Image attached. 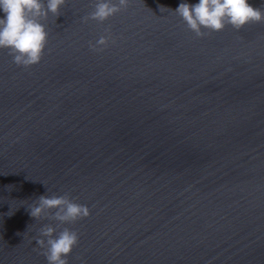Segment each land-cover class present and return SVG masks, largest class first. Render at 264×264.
<instances>
[{
    "label": "water",
    "instance_id": "obj_1",
    "mask_svg": "<svg viewBox=\"0 0 264 264\" xmlns=\"http://www.w3.org/2000/svg\"><path fill=\"white\" fill-rule=\"evenodd\" d=\"M181 2L66 0L39 63L0 49V264H48L45 226L67 264H264V21L198 36ZM65 194L90 215L30 216Z\"/></svg>",
    "mask_w": 264,
    "mask_h": 264
},
{
    "label": "clouds",
    "instance_id": "obj_2",
    "mask_svg": "<svg viewBox=\"0 0 264 264\" xmlns=\"http://www.w3.org/2000/svg\"><path fill=\"white\" fill-rule=\"evenodd\" d=\"M66 0H0V49H9L14 63L25 67L40 62L47 44L48 33L42 22L49 13L59 15ZM126 0H97L90 18L101 21L108 19L125 6ZM198 36L202 29L222 30L226 24L240 29L249 22L264 21V12L254 7L250 0H182L174 10ZM88 17L85 18L87 20ZM101 36L95 45H106ZM33 218H42L55 209V219L60 223H70L88 217L89 208L74 202L67 194L62 196L40 195L30 206ZM36 243L44 249L48 264H67L66 257L78 243V234L65 228L59 233L52 226H45ZM46 238V239H45Z\"/></svg>",
    "mask_w": 264,
    "mask_h": 264
}]
</instances>
